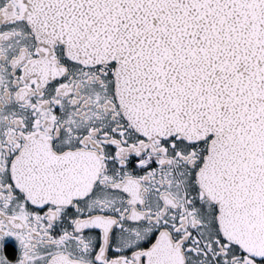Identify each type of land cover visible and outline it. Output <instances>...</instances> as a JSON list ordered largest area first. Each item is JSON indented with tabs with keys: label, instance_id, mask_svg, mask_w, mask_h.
<instances>
[{
	"label": "snow or ice",
	"instance_id": "obj_1",
	"mask_svg": "<svg viewBox=\"0 0 264 264\" xmlns=\"http://www.w3.org/2000/svg\"><path fill=\"white\" fill-rule=\"evenodd\" d=\"M0 264H264V0H0Z\"/></svg>",
	"mask_w": 264,
	"mask_h": 264
}]
</instances>
